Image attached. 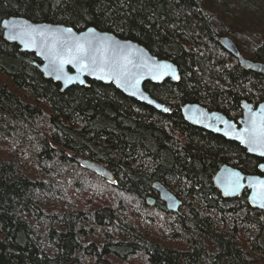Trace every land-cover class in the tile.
Wrapping results in <instances>:
<instances>
[{"label": "trees", "instance_id": "1", "mask_svg": "<svg viewBox=\"0 0 264 264\" xmlns=\"http://www.w3.org/2000/svg\"><path fill=\"white\" fill-rule=\"evenodd\" d=\"M207 0H0V264H264V211L226 199L222 165L260 174L263 159L192 126L187 103L238 122L264 102V75L219 44ZM11 16L94 27L175 63L179 82L146 83L168 113L113 84L61 86L4 39ZM236 40V39H235ZM246 58L264 62V40ZM74 155L103 163L110 183ZM182 201L170 212L154 189ZM155 199L154 206L147 204Z\"/></svg>", "mask_w": 264, "mask_h": 264}, {"label": "water", "instance_id": "2", "mask_svg": "<svg viewBox=\"0 0 264 264\" xmlns=\"http://www.w3.org/2000/svg\"><path fill=\"white\" fill-rule=\"evenodd\" d=\"M27 21L28 25L36 26L39 28H50L53 30H59V33L63 34V38L66 40H70L73 37L69 36L64 32L66 29H72V33L74 36L79 37L82 34H86L88 38H92L93 36L99 34L101 36H107L112 38L115 41H119L121 44L131 45L133 50V55L137 64L141 63V57L148 61L149 64H167L171 65V69L166 71V74L163 75L162 78L153 79V75L158 74V70H154L149 72L146 68H138L135 71L138 73L139 84L134 86V82L125 83L124 81H118L116 78L108 79L105 76V73H101L99 71H80L77 67L72 64H66L64 66V73L67 75H61L60 79H57V73L52 72L49 67V59L46 55V43L44 40L37 38L36 44L34 46H25L20 39H9L8 33L10 29L4 26V21ZM1 27L3 29L4 39L8 43L16 44L19 46L21 52L34 54L35 57L40 62H35L34 65L39 69V71L44 75V77L48 80H51L55 83H58L61 86V91H66L70 87L73 86H81V87H89V81L100 82L103 84H113L118 90H120L126 96L137 100L138 102L144 103L157 111L168 113L169 110L167 107L154 99L145 89L146 83L153 84H162L166 80H171L172 82H179L181 79L180 71L175 63L169 60L159 59L154 56L146 47L143 45L131 41L124 40L113 33L100 31L94 27L86 28L82 31H77L70 26H65L62 24H51V23H35L24 17L11 16L8 18H4L1 22ZM89 29H94V33H89ZM219 44L225 49L229 54L233 55L237 59H239L242 66L250 71H254L264 75V63L255 62L249 59H246L237 44L233 41L229 36H222L219 39ZM45 53V54H42ZM79 75V79H73L71 81H67V76L76 77ZM105 77V78H101ZM176 77H179L178 79ZM83 81L81 83L80 81ZM135 93V95H133ZM243 115L240 117L238 122L228 118L224 113L218 111H211L208 108L197 104V103H187L182 107V115L184 119L189 122L192 126L203 129L207 132L222 136L223 138L238 143L242 148H244L249 155L259 157L264 160V156L260 155V150L257 151H249L248 145L245 143H241L239 139L236 138V134L240 129L244 128L245 121L252 114H259L264 112V102L260 103L256 108L252 103L244 101L242 103ZM167 109V111H165ZM230 125L235 126V132ZM74 159L85 169L95 173L96 175L104 178L110 183L115 182V178L111 170L105 166L104 164L93 161L90 159L83 158L79 155H74ZM264 165V161L260 164ZM259 166L260 174H246L239 170L238 168L232 167L230 165H222L216 174L213 177L214 186L220 191L222 196L226 199H234L240 197L245 191H248V200L249 204L254 209H259L264 211V207H261V200L257 197L253 199L256 189L250 187L249 185L252 183H256V178L259 180H264V169ZM239 173L240 176L244 177L240 181L242 187L239 189L233 190V188L229 187L228 181L234 178V174ZM253 178V179H249ZM154 189L158 192L160 199L163 203L166 204L167 209L170 212L177 213L180 211L182 206V201L177 196H175L167 187H165L162 183L156 182L154 184ZM147 204L149 206H154L155 199L148 198Z\"/></svg>", "mask_w": 264, "mask_h": 264}, {"label": "snow or ice", "instance_id": "3", "mask_svg": "<svg viewBox=\"0 0 264 264\" xmlns=\"http://www.w3.org/2000/svg\"><path fill=\"white\" fill-rule=\"evenodd\" d=\"M4 26L10 29L9 39H20L26 47L34 46L37 38L44 40L47 45L46 55L49 59V67L52 72L58 74L57 79L61 78L60 74L67 75L64 73L66 64H72L80 71L105 73L108 79L116 78L125 83L134 82V86L139 84L138 73L135 71L138 68H146L149 72L158 70V74L153 75V79L162 78L166 71L171 69V65L167 64H149L142 57L141 63L137 64L131 45L121 44L107 36L97 34L88 38L86 34H82L76 37L72 33V29H66L64 32L73 37L66 40L59 30L30 26L27 21L6 20ZM88 32L94 33V29H89ZM73 79L78 80L79 75L76 77L67 76L66 82ZM80 82L83 83L82 80ZM245 125L236 134V138L241 143L247 144L249 151L260 150V155L264 156V112L250 115L245 121ZM230 127L235 132V126L230 125ZM260 167L264 169V165ZM242 179L244 177L235 173L234 178L228 181L229 187L233 190L239 189L242 187L240 184ZM249 186L256 189L253 199L258 197L261 200V207H264V180L256 178V183Z\"/></svg>", "mask_w": 264, "mask_h": 264}, {"label": "rangeland", "instance_id": "4", "mask_svg": "<svg viewBox=\"0 0 264 264\" xmlns=\"http://www.w3.org/2000/svg\"><path fill=\"white\" fill-rule=\"evenodd\" d=\"M207 3L223 35L234 39L247 52L264 40V0H207Z\"/></svg>", "mask_w": 264, "mask_h": 264}, {"label": "flooded vegetation", "instance_id": "5", "mask_svg": "<svg viewBox=\"0 0 264 264\" xmlns=\"http://www.w3.org/2000/svg\"><path fill=\"white\" fill-rule=\"evenodd\" d=\"M222 36H226V35H222ZM221 36V37H222ZM231 38V37H230ZM220 39V38H219ZM233 41H234V39H233ZM235 42V41H234ZM236 43V42H235ZM238 46V45H237ZM241 51V50H240ZM242 53V52H241ZM242 55H243V53H242ZM244 56V55H243ZM245 57V56H244ZM246 58V57H245ZM246 59H249V58H246ZM249 60H252V59H249ZM252 61H254V60H252ZM255 62H260V61H255ZM262 63H264V62H262Z\"/></svg>", "mask_w": 264, "mask_h": 264}, {"label": "bare ground", "instance_id": "6", "mask_svg": "<svg viewBox=\"0 0 264 264\" xmlns=\"http://www.w3.org/2000/svg\"><path fill=\"white\" fill-rule=\"evenodd\" d=\"M103 164V163H102ZM149 198H151V197H149Z\"/></svg>", "mask_w": 264, "mask_h": 264}]
</instances>
